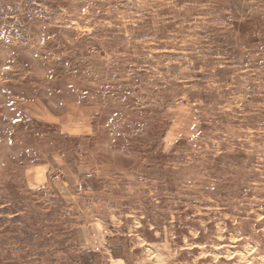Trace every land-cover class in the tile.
Wrapping results in <instances>:
<instances>
[{"label": "rangeland", "instance_id": "obj_1", "mask_svg": "<svg viewBox=\"0 0 264 264\" xmlns=\"http://www.w3.org/2000/svg\"><path fill=\"white\" fill-rule=\"evenodd\" d=\"M264 264V0H0V264Z\"/></svg>", "mask_w": 264, "mask_h": 264}, {"label": "trees", "instance_id": "obj_2", "mask_svg": "<svg viewBox=\"0 0 264 264\" xmlns=\"http://www.w3.org/2000/svg\"><path fill=\"white\" fill-rule=\"evenodd\" d=\"M83 264H87L86 261H83Z\"/></svg>", "mask_w": 264, "mask_h": 264}]
</instances>
